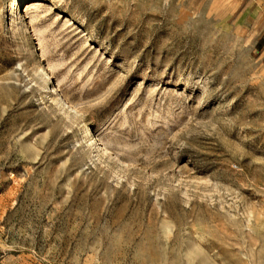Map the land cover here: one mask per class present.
Instances as JSON below:
<instances>
[{
    "label": "rangeland",
    "instance_id": "1",
    "mask_svg": "<svg viewBox=\"0 0 264 264\" xmlns=\"http://www.w3.org/2000/svg\"><path fill=\"white\" fill-rule=\"evenodd\" d=\"M14 3L0 0V264H264L247 3Z\"/></svg>",
    "mask_w": 264,
    "mask_h": 264
},
{
    "label": "crops",
    "instance_id": "2",
    "mask_svg": "<svg viewBox=\"0 0 264 264\" xmlns=\"http://www.w3.org/2000/svg\"><path fill=\"white\" fill-rule=\"evenodd\" d=\"M234 2L247 3L245 7L239 12V22H249L261 28L258 34V48L262 52L264 59V0H233ZM259 30V29H258Z\"/></svg>",
    "mask_w": 264,
    "mask_h": 264
},
{
    "label": "bare ground",
    "instance_id": "3",
    "mask_svg": "<svg viewBox=\"0 0 264 264\" xmlns=\"http://www.w3.org/2000/svg\"><path fill=\"white\" fill-rule=\"evenodd\" d=\"M23 3H24V0H15V3L11 6L12 7V11L13 10H19V6L20 5H23ZM14 6V7H13ZM14 14H17V12L16 13H14ZM18 16V15H17ZM47 77L50 79V76L49 75H47ZM53 91H57V89H55V88H53L52 89ZM63 99V98H62ZM63 102V101H62ZM102 145V144H101ZM103 148V147H102ZM104 150L106 151V152H108V148L107 147H105L104 148Z\"/></svg>",
    "mask_w": 264,
    "mask_h": 264
}]
</instances>
